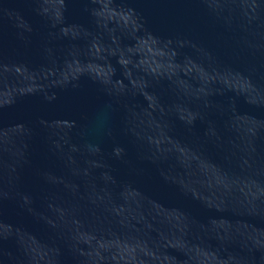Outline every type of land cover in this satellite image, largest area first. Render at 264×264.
<instances>
[{"label": "water", "instance_id": "water-1", "mask_svg": "<svg viewBox=\"0 0 264 264\" xmlns=\"http://www.w3.org/2000/svg\"><path fill=\"white\" fill-rule=\"evenodd\" d=\"M0 264H264V0H0Z\"/></svg>", "mask_w": 264, "mask_h": 264}]
</instances>
